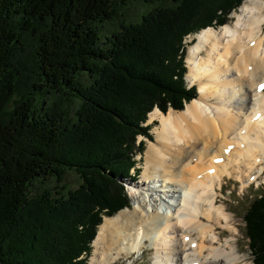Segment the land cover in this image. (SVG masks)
I'll return each instance as SVG.
<instances>
[{
    "label": "trees",
    "instance_id": "1",
    "mask_svg": "<svg viewBox=\"0 0 264 264\" xmlns=\"http://www.w3.org/2000/svg\"><path fill=\"white\" fill-rule=\"evenodd\" d=\"M144 1L140 19L101 39L114 0H0V264H88L103 216L129 206L126 178L154 137L149 113L198 97L185 35L223 26L242 4ZM48 176L54 185L33 193ZM244 219L264 264V190Z\"/></svg>",
    "mask_w": 264,
    "mask_h": 264
},
{
    "label": "bare ground",
    "instance_id": "2",
    "mask_svg": "<svg viewBox=\"0 0 264 264\" xmlns=\"http://www.w3.org/2000/svg\"><path fill=\"white\" fill-rule=\"evenodd\" d=\"M194 36L187 78L198 97L150 113L160 123L129 191L134 208L105 217L89 264H118L148 242L153 264H248L220 196L226 178L245 185L264 168V0H243L233 21Z\"/></svg>",
    "mask_w": 264,
    "mask_h": 264
},
{
    "label": "rangeland",
    "instance_id": "3",
    "mask_svg": "<svg viewBox=\"0 0 264 264\" xmlns=\"http://www.w3.org/2000/svg\"><path fill=\"white\" fill-rule=\"evenodd\" d=\"M242 2H243V0H242ZM113 5L116 9V17L113 18V20H106L103 22L101 21V23L98 24V26H99V32L98 33L101 34V37H100L101 39H103V38L106 39L107 35L112 34L111 32H113L115 30V28H120V23L122 21L129 22L130 18H133L134 20L140 19L141 13H143L144 10H146L148 8L147 5H149V3L145 2L144 0H114ZM239 6L231 11V13L229 14V18L227 20L228 22H226V24L233 21V14L239 8ZM220 26H222V25H214L211 27L218 28ZM196 34L197 33L195 32L192 34L188 33L185 35V39L188 42V49H189L190 45L192 44V41L194 40L192 38H195L194 35H196ZM188 49H187V53H186V64H187V71L185 72L186 82L188 81L187 74L189 72V66L187 63ZM196 84L199 87V83H196ZM198 87H197V92H198ZM11 106H12V104H11ZM156 108H158V107L157 106L154 107L153 110H155ZM172 108L173 107H170L168 109V111H170ZM153 110L151 112H153ZM167 112H164V113H167ZM150 113H149V117L147 118L148 119L147 123H154V125L152 126V129H151V131L154 134L155 133L154 129L158 126V124L160 122L158 121L157 118H154L153 121H150V119H151ZM154 138L155 137H153V140H154ZM153 140L147 138V146H149L150 141H153ZM147 146H145L146 149L144 151V154L140 153V152L137 154L138 167L140 169L139 173L136 174L137 177H134V178L133 177H129V178L127 177L126 178V182H125L126 188L125 189H127V192L130 196V202L128 203L129 206L125 205L126 206L125 208H129V207L134 208L135 202H134L133 197L131 196L129 191H131V186H133L137 181L138 182L141 181L142 174L144 173V169H145L144 168L145 167V161L144 160H145V152L148 148ZM135 171L136 170L134 168L133 172H135ZM245 179L248 180L249 178H245ZM257 180L258 181H256V182L255 181L250 182L248 180L249 183L246 182V183H244L245 185H243V183H241L242 181H240V179L238 182V179L235 180L233 178H226L224 180V187L222 190L223 192L220 196L221 201L225 204V206H227L228 212H229V214H231L232 221L234 222V224L237 228V234H235L236 236H234V237H236L235 241H237L238 246H239L238 248L244 254L243 257L248 262V264H254V261H253V254H252L250 246H249V237H247L246 231H245L244 213L246 212V209L249 206L250 201L253 199V197H255L257 195V193H259L260 190H264V174H261L259 176V179H257ZM55 182H56V178L54 176L53 177L48 176L46 178H43V177L39 178V179L35 180V182L33 184V193L39 192L41 190L43 191L45 189V187H51L52 185H54ZM80 182H81V177L79 176L77 171L75 169H73L72 167H69L68 170L66 171V176H65V183H66L67 187L75 188L76 186H78L80 184ZM156 183L160 184L161 182L156 181ZM129 187H130V189H129ZM66 191H67V189H66ZM125 208L119 210L118 212L124 210ZM105 217H109V216H105ZM105 217H104V219H105ZM104 219H103V221H104ZM100 225H99V227H100ZM98 231L99 230H97V233H98ZM226 234H229V232L227 231ZM93 241H95V240H93ZM93 243H91V244L93 245ZM93 249H94V247H93ZM93 249H92V252L88 258V261H87L88 264L90 262L91 256L94 253ZM152 258L153 259L155 258V249L148 242V244L146 246H144V249L142 251H140V252L136 251L132 255V257H127L125 259V261L122 259L121 261H118V264H150L151 263L150 259H152Z\"/></svg>",
    "mask_w": 264,
    "mask_h": 264
},
{
    "label": "snow or ice",
    "instance_id": "4",
    "mask_svg": "<svg viewBox=\"0 0 264 264\" xmlns=\"http://www.w3.org/2000/svg\"><path fill=\"white\" fill-rule=\"evenodd\" d=\"M257 90H258V91H264V83L259 84V85L257 86ZM259 118H260V114H259V113H257L255 116H253V120H256V119H259ZM227 150H228V149H226V151H227ZM217 162H220V161H217ZM210 171H215V170L212 169V170H210ZM187 239H188V237H185V240H187ZM192 247L195 248L196 245L193 244Z\"/></svg>",
    "mask_w": 264,
    "mask_h": 264
},
{
    "label": "water",
    "instance_id": "5",
    "mask_svg": "<svg viewBox=\"0 0 264 264\" xmlns=\"http://www.w3.org/2000/svg\"><path fill=\"white\" fill-rule=\"evenodd\" d=\"M125 207V206H124ZM123 209V208H122ZM121 210V209H120Z\"/></svg>",
    "mask_w": 264,
    "mask_h": 264
}]
</instances>
